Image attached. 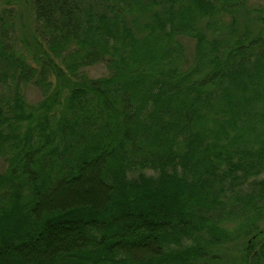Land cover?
Returning <instances> with one entry per match:
<instances>
[{
    "label": "trees",
    "instance_id": "trees-1",
    "mask_svg": "<svg viewBox=\"0 0 264 264\" xmlns=\"http://www.w3.org/2000/svg\"><path fill=\"white\" fill-rule=\"evenodd\" d=\"M0 157V264H262L264 6L0 0Z\"/></svg>",
    "mask_w": 264,
    "mask_h": 264
},
{
    "label": "rangeland",
    "instance_id": "rangeland-1",
    "mask_svg": "<svg viewBox=\"0 0 264 264\" xmlns=\"http://www.w3.org/2000/svg\"><path fill=\"white\" fill-rule=\"evenodd\" d=\"M249 4H253V5H259V6H264V0H248ZM23 13L20 11H17L16 14H12L10 16L11 21H13L15 23V27L16 29H18L19 27V23L24 22L23 19ZM87 74L90 77H98V76H102L105 75L107 73V69L105 68L104 64H95L93 66H89L87 69ZM26 95L28 97V99L30 100H37L40 97V93L39 91L32 86H28L26 88ZM6 167V162L3 158L0 157V172H3L4 169ZM87 177H84V179H86ZM86 180H84L85 182ZM79 184V188L77 187H73L70 188V190H67L61 197H58L57 201L58 202H63L66 204V206L68 205H73V204H85V203H92L94 205H99L100 202H102L104 200L105 197V190L100 187L98 184L95 183H91L92 184V188H90L89 191H86L85 188L88 185L89 181H87L86 183ZM57 201L55 200H49L47 202V204H45L47 207L54 205ZM262 226H264L262 224ZM146 247L151 249V245H147ZM227 256L230 257V253L227 252ZM227 257V259H228ZM262 264H264V259Z\"/></svg>",
    "mask_w": 264,
    "mask_h": 264
}]
</instances>
